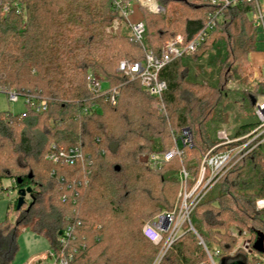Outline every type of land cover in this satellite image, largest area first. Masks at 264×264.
<instances>
[{"label": "trees", "instance_id": "16d2710c", "mask_svg": "<svg viewBox=\"0 0 264 264\" xmlns=\"http://www.w3.org/2000/svg\"><path fill=\"white\" fill-rule=\"evenodd\" d=\"M158 2L163 15L141 10L144 45L156 54L178 36L189 42L213 10L207 0ZM252 7L229 8L197 52L161 72L168 85L163 111L139 80L118 72L120 61L142 62L145 51L129 35L107 31L115 21L125 22L113 0H0V86L21 93L40 91L49 103L43 114L0 113V192L4 180H13L18 190L32 189L20 209L15 202V221L0 223V264L15 260L24 231L56 248L73 210L81 222L70 246L73 264H152L159 247L142 235V228L174 208L181 168L196 176L202 157L219 143L217 133L227 121V84L239 78L241 63L257 50ZM196 62L207 67L196 69ZM90 73L118 90L114 104L90 94ZM258 88L257 97H264V84ZM236 97L255 108L253 95ZM258 125L254 114L253 122L240 124L231 136H245ZM184 129L192 133L193 146L182 150L184 157L191 155L188 163L178 170L174 159L160 169L142 163L143 156L169 152L171 135L177 131L181 138ZM53 144L79 147L91 163L90 174L47 161ZM59 177L82 185L62 188ZM210 192L191 215L194 229L208 248L221 249L219 264H249L241 251L231 253L237 240L228 232L249 233L253 244L264 234V211L256 208V201L264 198V142ZM207 262L198 238L188 231L160 264Z\"/></svg>", "mask_w": 264, "mask_h": 264}, {"label": "built area", "instance_id": "2783aa9c", "mask_svg": "<svg viewBox=\"0 0 264 264\" xmlns=\"http://www.w3.org/2000/svg\"><path fill=\"white\" fill-rule=\"evenodd\" d=\"M212 7L204 26L191 38L185 42L182 36H178L167 41L160 54L146 49L144 37L146 25L143 19L132 20L136 9H144L149 13L159 15L164 12V8L159 5L158 0H113L114 8L120 13L129 27V37L132 41L141 45L145 51V59L142 62L129 63L126 60L120 61L118 72L124 74L132 80H139L141 86L147 93L158 101L161 108H164V94L168 89L167 82L160 78L161 72L172 62L181 59L186 55L194 54L211 37L224 20L225 12L231 7L244 4L252 5L249 14L254 27L264 38V0H207ZM8 7H4V13ZM18 13L21 10L18 9ZM118 28L117 22L113 25ZM86 87L95 98H102L105 102L114 104L118 97V90L111 88L104 80L95 73L88 74ZM5 95L8 105L21 103L23 111L34 114L46 113L49 109L47 98L40 91L17 92L11 88L0 86V96ZM98 110V107L92 108ZM9 115H17L6 111ZM255 116L259 122L257 128L242 137H232L226 129H221L217 133L218 144L211 149L201 159L198 174H190L185 167L179 172L180 189L177 204L171 211H163L152 221L146 223L142 228V235L153 245L159 247V254L154 264H160L167 255L171 247L183 237L186 232H193L198 236L191 222V215L196 207L207 197L213 187L245 156L251 153L260 143L264 142V101L257 102L254 108ZM263 138V139H261ZM193 146L192 133L190 129H184L180 139L174 140V147L168 154H151L148 162L152 165L169 162L174 157L182 160L184 157L183 148ZM221 149V150H219ZM46 160L57 167H81L83 171L90 174L87 157L79 147L66 148L60 144H53L51 151L46 155ZM56 170L52 171V176H56ZM61 187L72 189L81 187L82 182L76 179L69 184L64 177H59ZM68 196H62L65 203ZM75 204V202H74ZM258 211H264V198L256 201ZM72 217L65 230L59 236V243L56 248H51L49 252L34 257L27 264H73L74 255L70 251L71 243L74 241V233L81 225L77 218L76 210H73ZM187 227V228H186ZM246 232L240 234L232 231L230 235L236 239H241L242 243L237 251L246 255L249 264H264V253L258 252L251 239H246ZM264 236V234H263ZM199 237V236H198ZM200 245L203 247L209 264H218L216 259L222 256L221 249L212 251L206 246L201 238ZM264 246V241H263Z\"/></svg>", "mask_w": 264, "mask_h": 264}, {"label": "rangeland", "instance_id": "374dc122", "mask_svg": "<svg viewBox=\"0 0 264 264\" xmlns=\"http://www.w3.org/2000/svg\"><path fill=\"white\" fill-rule=\"evenodd\" d=\"M164 13H165V10L163 13H161V15H163ZM139 14L140 13H138V10H137L132 20H135V17L137 18ZM141 17L143 20L145 19V15L143 11H141ZM116 22H117L118 28L114 29L113 25ZM113 25L112 27L108 28L107 30L108 32L113 33V34H116L118 32H123L126 35H129V27L125 22L120 23V21H115ZM255 52L256 54L254 56H251L250 58V55H251L250 54L249 58L244 63H241V68H240L239 75H238L239 78L233 77V79H231L227 84V90L230 92V95L224 101L223 115L227 116V117L225 116L224 118L227 121L225 124H223L222 128L226 129L230 134L234 130H236V128L239 127L240 124L254 121V114H255L254 108L248 107L241 98L236 97V94L244 93V95L247 97L250 95H253L254 97L257 98L256 103L264 101L263 97H260V96L257 97L259 85L264 84V38L260 33H259L258 42H257V50ZM256 58L261 59L263 61L262 67H259L252 63L254 62V60H256ZM200 65H205V67H207L205 62H196V66H195L196 69H198ZM155 105L160 110H163V111L165 110V105H164V108L162 109L158 101H156ZM23 109L24 108L21 105V103L8 105L5 95L0 96V113L10 111L11 113L20 114L23 111ZM175 139L177 140L180 139L179 132L177 131L173 135H171L172 147L170 148V151L173 149ZM169 152L164 153V154H168ZM148 156L141 157V161L144 164L146 163V164L152 165L148 162V159H147ZM185 156L186 157H183L182 160L178 157L173 158L178 163L177 170L180 168L181 163L184 162V164H186L190 161V157H191L190 153H187ZM163 164L164 163H161L158 165H152V166H156L157 169H160L163 166ZM159 173L160 172H158V174ZM178 179H179V176H178ZM2 188H3V191L0 192V223L4 222L6 218H8L10 222H14L16 219V213L14 211V204L18 198V189L16 188V184L13 180H4ZM212 193L213 192H210L208 194L209 198L212 196ZM29 200H30V195L27 194L26 201H29ZM177 200L175 201L174 207L177 204ZM70 217H72V215ZM149 221L150 220H147L145 224L148 223ZM232 231L238 232L234 228H231L228 233L230 234ZM195 236L198 238L199 243H200L199 238L201 237L199 235H198L199 237L197 235ZM245 238L251 239L252 236L249 233H247ZM236 240H237V243L235 247L233 248V250L231 251V253L233 254L237 252L239 246L242 243L241 239H236ZM18 244H19V251L17 253L15 260L12 262V264H27L34 257L45 254L49 252L51 249V247L49 246V244L47 243L45 239L39 236H35L28 231H24L20 235L18 239ZM210 249L212 251H215V249H219V247L217 245H213L210 247ZM158 254H159V251L157 252V255L154 261L152 262V264H154ZM220 260L221 258L216 259V262L219 264ZM207 264H209V262H207Z\"/></svg>", "mask_w": 264, "mask_h": 264}, {"label": "water", "instance_id": "95a60500", "mask_svg": "<svg viewBox=\"0 0 264 264\" xmlns=\"http://www.w3.org/2000/svg\"><path fill=\"white\" fill-rule=\"evenodd\" d=\"M253 105H256V100L255 99H253ZM30 178H32V175H30ZM31 192H32L31 188L18 190V199H17V208L18 209H20L24 205V203L26 202L27 194L30 195ZM263 241H264V236L262 234H260L259 237H258L257 242L254 245V248L260 253H264Z\"/></svg>", "mask_w": 264, "mask_h": 264}, {"label": "crops", "instance_id": "0c3cea01", "mask_svg": "<svg viewBox=\"0 0 264 264\" xmlns=\"http://www.w3.org/2000/svg\"><path fill=\"white\" fill-rule=\"evenodd\" d=\"M138 10V13H140L139 15H138V17L136 18L135 17V20H137V19H142V17H141V10L140 9H136V11ZM136 11H135V13H136ZM135 16V15H134ZM133 16V17H134ZM256 54V52L255 53H252L251 55H250V58H251V56H254ZM251 61V60H250ZM253 64H255V65H257V66H259V67H262V63H263V61L261 60V59H258V58H256V60H254V62H252ZM263 99H264V97H263ZM34 235V234H33ZM36 236V235H35Z\"/></svg>", "mask_w": 264, "mask_h": 264}]
</instances>
